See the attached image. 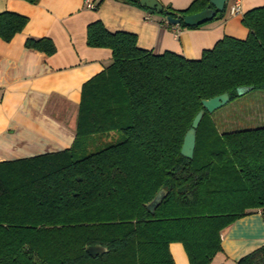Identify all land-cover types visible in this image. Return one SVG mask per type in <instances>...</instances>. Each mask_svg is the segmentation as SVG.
Instances as JSON below:
<instances>
[{"label":"trees","instance_id":"1","mask_svg":"<svg viewBox=\"0 0 264 264\" xmlns=\"http://www.w3.org/2000/svg\"><path fill=\"white\" fill-rule=\"evenodd\" d=\"M115 1L148 11L139 0ZM207 6L192 0L184 9L162 5L159 14L193 29L202 24L182 18ZM27 21L1 12L0 39L9 42ZM241 22L244 39L223 36L196 60L143 49L135 34L100 20L87 25L86 45L109 49L111 61L82 84L71 146L0 162V264H174L173 242L189 264H210L236 220L259 210L264 224V124L220 131L204 111L192 159L180 154L202 100H231L242 86L264 90V4ZM24 45L55 52L49 38ZM114 131L120 136L103 139ZM96 244L107 251L92 257L85 248ZM236 264H264V244Z\"/></svg>","mask_w":264,"mask_h":264},{"label":"crops","instance_id":"2","mask_svg":"<svg viewBox=\"0 0 264 264\" xmlns=\"http://www.w3.org/2000/svg\"><path fill=\"white\" fill-rule=\"evenodd\" d=\"M86 0H0V13L13 12L28 18L24 28L9 42L0 39V162L57 152L71 146L76 128L81 87L111 61L106 48L86 45V27L100 20L110 31L136 35L137 45L154 53L172 51L196 60L223 36L244 39V12L262 6L264 0H238L241 13L207 21L193 29L168 25L153 14L115 0H104L97 10ZM95 4L96 0H89ZM160 1V0H158ZM192 0H162L175 9ZM234 0H228L227 7ZM28 38H49L55 52L46 55L25 47ZM222 251L211 264L236 262L264 244L260 211L236 220L221 232ZM169 250L174 264H189L181 243Z\"/></svg>","mask_w":264,"mask_h":264},{"label":"water","instance_id":"3","mask_svg":"<svg viewBox=\"0 0 264 264\" xmlns=\"http://www.w3.org/2000/svg\"><path fill=\"white\" fill-rule=\"evenodd\" d=\"M228 0H209V6L205 7L203 10L186 15L182 18V22L185 25H200L209 21L216 12L222 11ZM139 3L145 6L148 9L149 13L156 12L161 13L163 10L162 4L158 0H139ZM167 22L170 24H178L180 19L171 18L168 16L166 18ZM252 90L251 86H242L236 89L237 95H243L244 93ZM230 100V97L227 93H223L212 97L207 100H202V109H200L197 114L194 116L191 126L188 128L183 137V142L180 149V154L187 159H192L193 151L195 147V137H196V128L203 116L204 111L212 113L217 108L221 107ZM163 192L158 193L154 199L147 205V208L153 212L156 208L158 202L160 201ZM86 252L95 257L97 255L105 253L107 250L101 245H92L85 248Z\"/></svg>","mask_w":264,"mask_h":264},{"label":"rangeland","instance_id":"4","mask_svg":"<svg viewBox=\"0 0 264 264\" xmlns=\"http://www.w3.org/2000/svg\"><path fill=\"white\" fill-rule=\"evenodd\" d=\"M161 1L159 2L162 5H167ZM211 118L220 131H234L263 125L264 90H250L243 95H237L214 110ZM119 136L120 132L114 131L110 135H103V139L106 137H108L107 140L116 139ZM214 264H217V259Z\"/></svg>","mask_w":264,"mask_h":264},{"label":"built area","instance_id":"5","mask_svg":"<svg viewBox=\"0 0 264 264\" xmlns=\"http://www.w3.org/2000/svg\"><path fill=\"white\" fill-rule=\"evenodd\" d=\"M85 6L88 8V9H91L93 10L94 8V4L89 1V0H86L85 1ZM227 12L229 15H239L241 13V9H240V5H239V1L238 0H234L228 7H227Z\"/></svg>","mask_w":264,"mask_h":264}]
</instances>
